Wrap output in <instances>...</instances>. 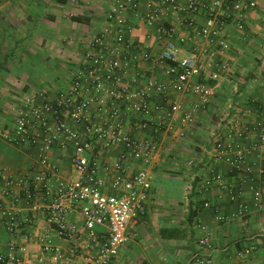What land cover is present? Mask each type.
<instances>
[{
    "label": "crops",
    "instance_id": "0c3cea01",
    "mask_svg": "<svg viewBox=\"0 0 264 264\" xmlns=\"http://www.w3.org/2000/svg\"><path fill=\"white\" fill-rule=\"evenodd\" d=\"M195 1L191 26L186 0H178L176 10L170 4H163L164 15L152 25L146 21L152 13L147 0H140L136 10L127 12L131 31L127 35L128 68L122 83L134 92L145 91L150 81L163 85L162 91L156 88L150 91L153 107L167 103L179 108L172 121L173 131L159 125L161 111H153L150 116L129 111L125 117L126 131L138 139L156 138L159 149L149 165L133 161L128 172L146 167L151 176L177 177L185 187L181 198L163 203L150 191L146 216L130 224L129 241L112 264H193V258L203 251L199 240L206 233L212 236L216 264H264V210L259 211L252 204V189L261 190L264 196V149L260 147L259 134L252 132L244 138L231 139L250 152L241 168L235 169L226 159L214 161L215 139L211 137L219 126L227 134L229 123L234 119L264 123V0H249L257 5L243 14L244 30H239L232 19L223 28L222 38L229 44L224 56L228 70L213 83L215 95L211 103L199 107L193 124L184 125L183 114L198 100L191 93L180 94L174 89L168 72L170 66L161 60V54L169 42L180 44L181 38L187 40L182 47L184 55L216 52L220 38L204 39L198 31L206 22V8L211 11L214 8L219 15L225 12L223 7H214L215 0ZM113 2L0 0V168L9 169L13 174L33 172L37 168V149L8 143L1 130L8 128V122L13 124V108L23 94L52 83L58 89L67 87L72 73L83 63L89 42L104 27ZM92 109L95 111L94 105ZM121 149L113 146L93 154L105 192L111 191ZM73 154L72 147L50 153V163L57 166L63 180L78 177L72 167ZM213 166L228 180L243 183L247 211L242 216L232 219L231 214L239 207L229 201L224 190L213 187L201 192L202 180ZM5 200L0 195V203ZM205 201L211 203V208H204ZM29 213L24 204L23 214ZM217 214L224 220H217ZM34 219L32 234L16 237L27 245L24 264H38L41 256H45L41 238L46 235L65 254L67 242L54 235L44 214H34ZM72 219L83 230L82 217L73 214ZM97 231L102 238L106 227L99 226ZM12 239L13 235L0 228V254L8 252ZM252 244L257 247L256 252L240 262L238 254ZM90 253L95 255L96 247ZM59 264L85 262L77 257Z\"/></svg>",
    "mask_w": 264,
    "mask_h": 264
},
{
    "label": "built area",
    "instance_id": "2783aa9c",
    "mask_svg": "<svg viewBox=\"0 0 264 264\" xmlns=\"http://www.w3.org/2000/svg\"><path fill=\"white\" fill-rule=\"evenodd\" d=\"M139 1L114 0L106 14L104 27L89 42L83 63L72 73L67 87L58 89L51 85L23 94L13 108V124L1 130L8 143L35 147L38 166L33 172L24 174H13L9 169L0 168V195L6 199L0 203V228L13 235L8 252L0 254V264L25 263L27 245L16 237L32 234L34 214H44L54 235L68 244L64 254L52 243L49 235L42 237L41 250L45 256H41L38 264H59L77 257H82L85 264H112L129 241L130 224L146 216L152 188L151 174L146 167L129 174L128 168L133 161L149 165L159 143L154 137H132L126 131L125 117L129 111L142 116L161 111L159 125L173 131L172 121L179 108L167 103L153 107L150 91L154 88L162 91L163 85L150 81L145 91L134 92L122 83V76L128 68L127 35L131 31L127 25V12L136 10ZM177 1L147 0L152 9L146 18L147 23L152 25L164 15L163 4H170L176 10ZM186 1L191 26L197 2ZM213 4L214 7H223L225 12L219 15L213 7L212 11L206 8V22L198 34L204 39L219 37L216 52L184 55L182 47L187 40L181 38L180 44L169 42L161 54V60L170 66L168 72L174 89L180 94L191 93L198 100L183 114L181 122L184 125L193 124L199 107L211 103L215 95L213 83L228 70L224 56L229 44L222 38L223 28L232 19L239 30H244L243 14L257 5L249 0H215ZM226 132L219 126L211 134L215 139V162L226 159L232 169L241 168L250 152L240 142L231 139L244 138L252 132H258L260 147L264 149V123L234 119ZM113 146L122 149L111 191L105 192L97 158L93 154ZM70 147L74 150L72 167L78 177L63 180L58 175L57 166L50 163L49 156L54 149ZM213 187L224 190L229 201L238 205V211L231 214L232 219L247 211L243 183L228 180L215 166L209 168L202 180L201 192H208ZM252 190V204L257 210H264L263 192ZM24 204L30 210L28 215L23 214ZM203 206L209 209L211 203L205 201ZM73 214L82 217L83 230L73 221ZM216 219L223 221L224 217L217 214ZM99 226L106 227L102 238L97 231ZM212 241L211 234L206 233L200 238L203 251L193 258V264H216ZM94 247L96 254L92 255L90 252ZM256 248L252 244L241 251L238 254L240 262L256 252Z\"/></svg>",
    "mask_w": 264,
    "mask_h": 264
},
{
    "label": "rangeland",
    "instance_id": "374dc122",
    "mask_svg": "<svg viewBox=\"0 0 264 264\" xmlns=\"http://www.w3.org/2000/svg\"><path fill=\"white\" fill-rule=\"evenodd\" d=\"M51 85H55V84L54 83L48 84V86L46 87L48 88ZM218 118H220V116ZM8 123L7 126L9 127L11 124L8 125ZM210 128L206 131H209ZM206 136H204L205 140L208 141ZM202 144L204 143L202 142ZM151 184H152L151 191L155 194L156 199H158L160 203H163L162 201L177 200L181 198L185 187V183L181 179H178L177 177L170 178L163 175L159 176L156 174H153L151 176Z\"/></svg>",
    "mask_w": 264,
    "mask_h": 264
},
{
    "label": "trees",
    "instance_id": "16d2710c",
    "mask_svg": "<svg viewBox=\"0 0 264 264\" xmlns=\"http://www.w3.org/2000/svg\"><path fill=\"white\" fill-rule=\"evenodd\" d=\"M77 19H80V18H75V20H77Z\"/></svg>",
    "mask_w": 264,
    "mask_h": 264
}]
</instances>
